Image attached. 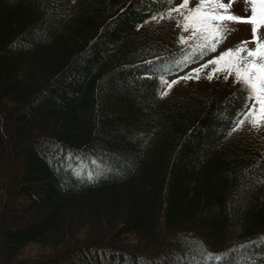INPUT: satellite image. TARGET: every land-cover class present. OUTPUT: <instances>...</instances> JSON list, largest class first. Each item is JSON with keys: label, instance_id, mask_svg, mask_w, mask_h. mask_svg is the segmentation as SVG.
Instances as JSON below:
<instances>
[{"label": "trees", "instance_id": "16d2710c", "mask_svg": "<svg viewBox=\"0 0 264 264\" xmlns=\"http://www.w3.org/2000/svg\"><path fill=\"white\" fill-rule=\"evenodd\" d=\"M171 5L0 0V264H264V138L239 85L160 98Z\"/></svg>", "mask_w": 264, "mask_h": 264}, {"label": "snow or ice", "instance_id": "6c2138e0", "mask_svg": "<svg viewBox=\"0 0 264 264\" xmlns=\"http://www.w3.org/2000/svg\"><path fill=\"white\" fill-rule=\"evenodd\" d=\"M168 2L176 3V0H168ZM237 2L238 0H227V3L224 0H182L177 7L167 12V16L171 19L173 13L179 14L177 26L182 29L180 44H191L190 48L185 49L186 61L189 54L199 55L202 58L208 53H216L218 48L227 44L229 37L238 31L232 25L251 26V40H243L235 47L221 52L202 68H196L195 73L212 65L215 67L207 77L209 81L218 73L223 74L225 79L234 78L235 83L240 86L238 91L243 95L244 100L243 110L240 113L243 119L238 120V126L247 121L254 129H260L264 127V0H243L246 7L242 16L234 11V5ZM193 3L195 6L190 7ZM183 33H189L187 38ZM188 78L189 76L182 77L185 80ZM178 82L173 81V83ZM164 95H167V92ZM237 130L239 127L233 129V131ZM59 152L65 163L77 159L76 155L70 152L64 155L65 150L62 146H59ZM98 162L103 164L102 159L93 160L92 164L95 165ZM49 163L55 164L57 160H49ZM104 174V169L101 168L100 175H89L88 181L94 182ZM241 247L245 250L255 247L264 250V237ZM236 251L237 249L231 250L232 253ZM227 255L229 254H220V257L223 259ZM208 259L215 261L216 257L209 256L205 251L201 260L194 259L192 264H203Z\"/></svg>", "mask_w": 264, "mask_h": 264}, {"label": "rangeland", "instance_id": "374dc122", "mask_svg": "<svg viewBox=\"0 0 264 264\" xmlns=\"http://www.w3.org/2000/svg\"><path fill=\"white\" fill-rule=\"evenodd\" d=\"M79 0H74L75 3H77ZM182 0H176V3H172V5L166 9L163 13L160 15H155L151 19L150 23L156 25V26H162L166 25L171 27L174 30L175 38H176V45L178 47H182L185 49H188L191 47V44L189 45H181L180 44V36L182 34V29L177 26V19H179V14L173 13V17L171 19L168 18L167 12L172 10L173 8L177 7L179 3H181ZM225 3H227V0H224ZM194 3L190 4V7H194ZM246 5L243 3V0H238V2L234 5V11L237 15L242 16L244 14ZM163 17V18H161ZM232 27L237 28L238 31L233 33L229 39L227 44L222 45L220 48H218L216 53H208L207 55H204L202 58L199 55L192 56L189 54V57L186 61V54L182 56L178 61L174 62L173 65L166 68L164 71L165 73L161 77V88L159 92L160 98L163 96V100L168 98H173L177 94L184 92L186 89L193 88L195 90H198L200 92H205L209 88L213 87L214 85H218L220 87H223L224 89L236 86L238 84L235 83L234 78L229 77L228 79H225L223 74H216L214 78L209 81L208 75L211 73L212 68L215 66L210 65L208 68L203 69L199 73H195L196 68H202L204 64H207L208 61L216 58L221 52L227 50L228 48L235 47L238 43H240L243 40H251V26L249 25H232ZM185 38L189 35V33H183ZM184 49V50H185ZM191 74V75H190ZM184 76H189L187 80L182 79ZM199 77V78H197ZM162 81H166V83H162ZM173 81H179L178 83H173ZM167 92V95H164V93ZM243 119L242 115H239L234 128L239 127V130L237 132L243 133V132H249L252 131V133L255 134L257 138H264V127H261L260 129H254L250 123L247 121L241 125L238 126V120ZM43 251L37 246H33L32 248H28L26 251V256L28 257H35L40 252Z\"/></svg>", "mask_w": 264, "mask_h": 264}]
</instances>
